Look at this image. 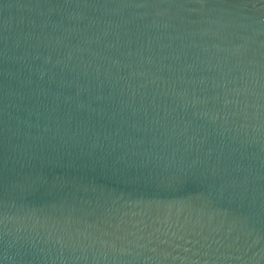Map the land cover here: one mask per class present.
I'll return each instance as SVG.
<instances>
[{"label":"water","instance_id":"water-1","mask_svg":"<svg viewBox=\"0 0 264 264\" xmlns=\"http://www.w3.org/2000/svg\"><path fill=\"white\" fill-rule=\"evenodd\" d=\"M0 264H264V0H0Z\"/></svg>","mask_w":264,"mask_h":264}]
</instances>
